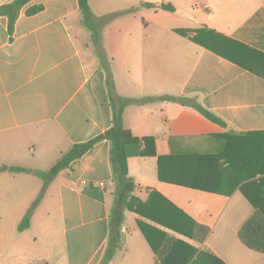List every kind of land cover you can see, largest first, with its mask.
<instances>
[{
    "label": "crops",
    "instance_id": "obj_1",
    "mask_svg": "<svg viewBox=\"0 0 264 264\" xmlns=\"http://www.w3.org/2000/svg\"><path fill=\"white\" fill-rule=\"evenodd\" d=\"M88 1L116 93L152 98L123 112L139 138L128 170L142 206L125 212L107 264H162L157 251L168 235L175 242L164 264H264V252L238 237L255 210L244 192L264 206V0ZM35 4L43 10L27 15ZM89 31L79 0H31L12 33L0 16V264H101L106 252L109 141L59 172L23 231L43 181L9 170H48L112 125L107 73ZM166 95L195 100L225 126L158 98ZM197 223L210 230L203 242L192 238Z\"/></svg>",
    "mask_w": 264,
    "mask_h": 264
},
{
    "label": "trees",
    "instance_id": "obj_2",
    "mask_svg": "<svg viewBox=\"0 0 264 264\" xmlns=\"http://www.w3.org/2000/svg\"><path fill=\"white\" fill-rule=\"evenodd\" d=\"M31 0H13L8 3L0 5V16H6L8 18L9 31L12 33L14 30L15 22L19 16L20 11L29 4ZM79 7L82 13L83 24L91 31L92 39L96 45L97 55L107 73V86L110 95V105L113 112L112 125L106 131L93 137L92 139L84 142L75 143L58 159V161L48 170H30L23 167H9L12 172L28 171L34 175L40 177L44 181V185L41 189L36 200L31 204L30 208L24 215L22 221L18 226L19 231L26 230L30 227L31 218L33 216L34 209L40 202V198L45 191L46 185L51 182L62 170L70 168L72 164L80 159L85 153L91 150L95 144L100 141L107 140L110 143V162L112 167V181L114 184V203L110 212V231L109 239L106 248V252L102 259L101 264H107L114 256L116 249L120 246V229L121 225L125 221V212L127 210L141 212L140 207L142 203L136 199L133 195V191L136 188V183L129 175L128 170V157L129 147L133 145H139V138L134 136L132 132L125 127L123 120L124 109L131 104H142L148 102L152 98H125L116 93L114 81L110 70V64L106 63L107 55L103 48L99 44L100 33L98 25L95 21V16L90 8L88 0H79ZM162 8L167 10H173V6L170 4L161 5ZM44 6L42 4L31 5L26 9L27 15H33L42 11ZM194 39L203 44V40L200 37L194 36ZM163 100L175 101L184 105H191L199 113H201L207 119L225 126V123L214 115L212 112L205 109L195 100H187L184 97L177 96H162L158 97ZM148 139H145V142ZM142 155L152 154L147 148L141 150ZM247 198L254 205L255 210L252 215L244 222L238 232L240 241L248 248L263 253L264 252V206L255 203L252 197L244 192ZM210 230L208 227L195 224L192 233V238L198 242H203L208 236ZM165 244L157 251L160 262L164 264V260L170 254L175 239L168 235Z\"/></svg>",
    "mask_w": 264,
    "mask_h": 264
},
{
    "label": "rangeland",
    "instance_id": "obj_3",
    "mask_svg": "<svg viewBox=\"0 0 264 264\" xmlns=\"http://www.w3.org/2000/svg\"><path fill=\"white\" fill-rule=\"evenodd\" d=\"M87 33H89V35H90V31L89 32H87ZM90 38H91V41H92V43H93V46L95 47V53H97V48H96V45L94 44V42H93V39H92V36H90ZM80 42H81V46H83V39L80 37ZM97 55V54H96ZM98 56V55H97ZM99 57V56H98ZM106 63H108L109 64V61L107 60L106 61ZM111 70V69H110ZM111 74H112V79H113V73H112V70H111ZM113 81H114V79H113ZM38 177V176H37ZM41 179V178H40ZM42 181H43V179H41ZM52 182V181H51ZM51 182H49L47 185H46V188H45V191H44V193L42 194V196H41V198H40V202L42 201V199H43V197H44V195L45 194H47L46 192H47V189H48V187H49V185L51 184ZM43 185H44V181H43ZM41 192V191H40ZM38 197V196H37ZM39 202V203H40ZM51 208L53 209L54 208V202H52V204H51Z\"/></svg>",
    "mask_w": 264,
    "mask_h": 264
},
{
    "label": "built area",
    "instance_id": "obj_4",
    "mask_svg": "<svg viewBox=\"0 0 264 264\" xmlns=\"http://www.w3.org/2000/svg\"><path fill=\"white\" fill-rule=\"evenodd\" d=\"M101 185H103V183H101Z\"/></svg>",
    "mask_w": 264,
    "mask_h": 264
}]
</instances>
